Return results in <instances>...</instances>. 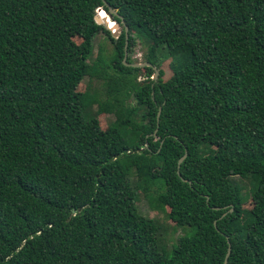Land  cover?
Listing matches in <instances>:
<instances>
[{
	"label": "trees",
	"instance_id": "1",
	"mask_svg": "<svg viewBox=\"0 0 264 264\" xmlns=\"http://www.w3.org/2000/svg\"><path fill=\"white\" fill-rule=\"evenodd\" d=\"M103 1L149 66L102 0H0V264H264V0ZM138 192L185 231L169 250Z\"/></svg>",
	"mask_w": 264,
	"mask_h": 264
},
{
	"label": "rangeland",
	"instance_id": "2",
	"mask_svg": "<svg viewBox=\"0 0 264 264\" xmlns=\"http://www.w3.org/2000/svg\"><path fill=\"white\" fill-rule=\"evenodd\" d=\"M111 35L113 30H108ZM113 37V36H112ZM114 38V37H113ZM75 43H78V39H73ZM145 53V48L140 45L139 43L135 42L129 54L126 56L129 57L130 61L135 64H142L143 63V54ZM101 54V56L106 60L112 56V44L107 40V38L102 33H97L92 41V54L89 61L95 59V57ZM169 59L161 60L159 69L163 72L162 80H166L170 76V70L168 68ZM141 69V68H140ZM158 74L155 77L157 78ZM137 81H141L143 79L142 71L137 75ZM88 90L89 93L97 94L99 98L102 97V86L101 82L96 80H89L88 78L84 77L82 81L76 88L77 92H83ZM95 105H93L89 111L90 113H95ZM97 120L98 126L101 130H104L108 124L112 120V116L109 115H95ZM134 179H131L133 182ZM231 181L237 184L240 187V196L243 201V209L247 210L249 208L250 203V181L248 179H238L236 177L231 178ZM136 208L139 214L150 218L156 222L159 226L158 229V242L159 244L164 247L165 250H169L171 245L175 244L178 237L184 234V230L177 228L174 224L167 218L166 213L167 209L163 210L155 209L152 205L148 202V200L142 196L140 192L137 193V201H136Z\"/></svg>",
	"mask_w": 264,
	"mask_h": 264
},
{
	"label": "water",
	"instance_id": "3",
	"mask_svg": "<svg viewBox=\"0 0 264 264\" xmlns=\"http://www.w3.org/2000/svg\"><path fill=\"white\" fill-rule=\"evenodd\" d=\"M102 3L107 7V11H104L102 10L101 8H97L96 11H95V15L93 17V20L95 22L96 25H101L102 27H104L105 29L107 30H113L115 29V31H113L112 33V36L114 38L117 37V35L119 34L120 30H121V27L123 29V56H122V64L124 66H131V67H134V68H143L145 66H149V64H145V63H142V64H127L125 62V59H126V47H127V38H128V34H127V27L124 25L122 19L120 17H118L116 15V12L111 9L109 6H107L104 1L102 0ZM100 12H102L104 14V17L100 16ZM112 16H117L120 20L119 24L116 23L113 19H112ZM107 21H110L112 22V27H108L107 25ZM153 76L151 77L152 80H155V77L156 75L158 74L157 70L155 68H153ZM159 108L157 110V114H156V122H157V119H158V115H159ZM185 154H186V151L184 150V153L183 155L178 159L177 161V170H178V167H179V164L181 163V161L183 160V158L185 157ZM176 174L178 175V171H176ZM215 210H218V208H214ZM232 209L230 208L229 209V212H231ZM224 215V214H223ZM229 254V245H227V250H226V253H225V256H224V259H223V262L222 264H226V259H227V256Z\"/></svg>",
	"mask_w": 264,
	"mask_h": 264
}]
</instances>
